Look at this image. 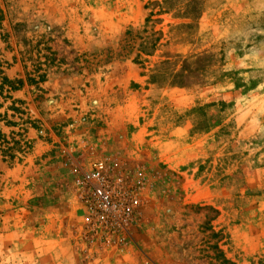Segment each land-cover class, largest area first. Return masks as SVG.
<instances>
[{
    "label": "rangeland",
    "instance_id": "rangeland-1",
    "mask_svg": "<svg viewBox=\"0 0 264 264\" xmlns=\"http://www.w3.org/2000/svg\"><path fill=\"white\" fill-rule=\"evenodd\" d=\"M0 65V264H264V0H0Z\"/></svg>",
    "mask_w": 264,
    "mask_h": 264
},
{
    "label": "built area",
    "instance_id": "built-area-1",
    "mask_svg": "<svg viewBox=\"0 0 264 264\" xmlns=\"http://www.w3.org/2000/svg\"><path fill=\"white\" fill-rule=\"evenodd\" d=\"M86 194L83 199L88 216L102 225L127 220V213L137 202L109 179V169L103 162L91 164L83 175ZM125 202V204H123Z\"/></svg>",
    "mask_w": 264,
    "mask_h": 264
},
{
    "label": "trees",
    "instance_id": "trees-1",
    "mask_svg": "<svg viewBox=\"0 0 264 264\" xmlns=\"http://www.w3.org/2000/svg\"><path fill=\"white\" fill-rule=\"evenodd\" d=\"M1 67V65H0ZM8 87V91L11 90V91H16L17 88L14 87V83L9 81L3 74L2 72L0 71V93H3L5 88ZM6 91V92H8Z\"/></svg>",
    "mask_w": 264,
    "mask_h": 264
}]
</instances>
